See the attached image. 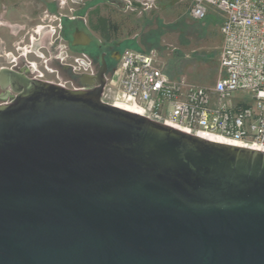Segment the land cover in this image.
<instances>
[{
    "label": "water",
    "instance_id": "obj_1",
    "mask_svg": "<svg viewBox=\"0 0 264 264\" xmlns=\"http://www.w3.org/2000/svg\"><path fill=\"white\" fill-rule=\"evenodd\" d=\"M104 75L0 73V264H264V152L105 103Z\"/></svg>",
    "mask_w": 264,
    "mask_h": 264
},
{
    "label": "built area",
    "instance_id": "obj_2",
    "mask_svg": "<svg viewBox=\"0 0 264 264\" xmlns=\"http://www.w3.org/2000/svg\"><path fill=\"white\" fill-rule=\"evenodd\" d=\"M188 1L194 21L204 20L210 9L222 16L216 82L203 87L182 77L171 79L163 73L155 50H125L105 82L102 101L110 96L111 105H127L130 112L152 121L264 152V0ZM64 65L76 74L93 75L82 58ZM40 80L77 88L69 81ZM238 93H249L248 103L234 96Z\"/></svg>",
    "mask_w": 264,
    "mask_h": 264
},
{
    "label": "rangeland",
    "instance_id": "obj_3",
    "mask_svg": "<svg viewBox=\"0 0 264 264\" xmlns=\"http://www.w3.org/2000/svg\"><path fill=\"white\" fill-rule=\"evenodd\" d=\"M12 1L14 0H0V12L9 9L14 16L28 13L30 16H68L70 20L75 16H84V19L89 16L93 21L102 17L109 29L108 40L118 47L120 53L125 50L144 51L147 48L155 50L163 73L171 79L182 77L195 85L208 87L219 77L222 46L219 29L222 16L213 9L209 10L204 20L194 21L188 15L186 0H157L155 16L140 18L123 16L124 8L120 0H100V4H94V7L91 0H18L16 6L10 3ZM125 11L128 12L126 9ZM88 27L92 30L94 39L100 40L94 27L91 28V23ZM4 33L5 37L8 36L7 32ZM70 62L64 61L63 64ZM52 69L58 70L62 82L72 81L68 72L60 68ZM46 79L56 81L48 74ZM234 96L247 103L250 98L249 93ZM105 102L110 104L113 100L107 96Z\"/></svg>",
    "mask_w": 264,
    "mask_h": 264
},
{
    "label": "flooded vegetation",
    "instance_id": "obj_4",
    "mask_svg": "<svg viewBox=\"0 0 264 264\" xmlns=\"http://www.w3.org/2000/svg\"><path fill=\"white\" fill-rule=\"evenodd\" d=\"M131 10L133 11L132 8ZM104 22L102 17L93 21L89 16L87 19H84V16H75L73 20L68 16H0V73L5 71L27 80L38 81H48V74L56 81H61L58 70L52 69L60 68L71 75L72 81L69 82L79 88L80 77L87 75L74 73L63 62L82 58L89 63L93 71V75L89 77H95L104 62L106 82L115 70L121 53L118 47L113 46L111 41L101 35ZM90 23L100 40L94 39L93 32L88 27ZM4 32H7L8 36L5 37ZM76 32L88 37L87 41L78 40L84 43V46L73 45ZM15 97L16 94L10 86L0 81V102L10 101Z\"/></svg>",
    "mask_w": 264,
    "mask_h": 264
},
{
    "label": "crops",
    "instance_id": "obj_5",
    "mask_svg": "<svg viewBox=\"0 0 264 264\" xmlns=\"http://www.w3.org/2000/svg\"><path fill=\"white\" fill-rule=\"evenodd\" d=\"M99 1L100 0H91V4L94 7L95 5L100 4ZM120 1H121L122 5H123V8H124V11H123L124 15L123 16H131V15H133V16H139V18H140V16H147V15L148 16H155L154 14H155V12L157 10V4H158L157 0H153V1H150V0H120ZM186 2L188 3V11H189L190 2L188 0H186ZM4 3H6V2H4ZM10 3L13 6H16V4H18V0H14V1L10 2ZM149 3H150V6H149ZM131 4H133L132 5L133 7H131ZM12 8L15 9L14 7H12ZM131 8L133 9V11L131 10ZM125 9L128 10V12L125 11ZM92 11H94V8H93ZM24 14H28V13H24ZM0 16H14V14L12 13V11L10 12L9 9H7L6 12H3V11L0 12ZM32 16H34V15H32ZM221 42H222V39H221ZM147 50H150V48L149 49L148 48L145 49V51H147ZM175 79H177V77ZM188 82H190V81L188 80ZM190 83H192V82H190Z\"/></svg>",
    "mask_w": 264,
    "mask_h": 264
},
{
    "label": "bare ground",
    "instance_id": "obj_6",
    "mask_svg": "<svg viewBox=\"0 0 264 264\" xmlns=\"http://www.w3.org/2000/svg\"><path fill=\"white\" fill-rule=\"evenodd\" d=\"M114 105L117 106V107H120V108L126 109V110H128V111L132 110L131 107H129V106H127V105L120 104V103H115ZM205 138H207V139H209V140H212V141H215V142L227 143V141H225V140H223V139H221V138H219V137H215V136H214V137H205Z\"/></svg>",
    "mask_w": 264,
    "mask_h": 264
},
{
    "label": "trees",
    "instance_id": "obj_7",
    "mask_svg": "<svg viewBox=\"0 0 264 264\" xmlns=\"http://www.w3.org/2000/svg\"><path fill=\"white\" fill-rule=\"evenodd\" d=\"M107 22L105 21L104 22V27H103V29H102V32H101V35L105 38V39H107L108 40V28H107Z\"/></svg>",
    "mask_w": 264,
    "mask_h": 264
}]
</instances>
